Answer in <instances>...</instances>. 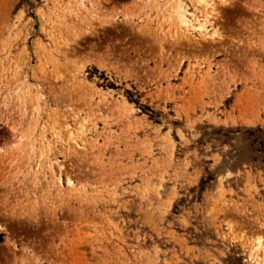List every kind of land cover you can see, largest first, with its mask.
<instances>
[{"label": "rangeland", "instance_id": "rangeland-1", "mask_svg": "<svg viewBox=\"0 0 264 264\" xmlns=\"http://www.w3.org/2000/svg\"><path fill=\"white\" fill-rule=\"evenodd\" d=\"M205 1L0 0V264H264V0Z\"/></svg>", "mask_w": 264, "mask_h": 264}, {"label": "bare ground", "instance_id": "bare-ground-1", "mask_svg": "<svg viewBox=\"0 0 264 264\" xmlns=\"http://www.w3.org/2000/svg\"><path fill=\"white\" fill-rule=\"evenodd\" d=\"M177 1H178V0H177ZM200 1H201V0H200ZM204 1H205V0H204ZM205 2L208 3V1H205ZM205 2H204V3H205ZM209 3H210V2H209ZM209 3H208V4H209ZM176 4H177V3H176ZM179 4H180V3H179ZM178 6H179V5H178ZM176 7H177V6H176ZM175 10H178V9H175ZM211 10H212V9H211ZM179 11H180V10H179ZM181 11H182V10H181ZM203 12H204V11H203ZM177 13H178V12H177ZM183 13H184V12H183ZM181 16H182V15H181ZM205 17H206V16H205ZM181 20H182V19H181ZM184 21H185V19H184ZM204 21H205V20H204ZM205 22H206V21H205ZM205 22H204V23H205ZM199 23H200V22H199ZM200 24H201V23H200ZM200 24H199V25H200ZM202 24H203V23H202ZM197 27H198V26H197ZM203 28H204V27H203ZM216 32H217V31H216ZM200 33H201V32H200ZM202 34H203V33H202ZM213 34H214V33H213ZM218 35H219V34H218ZM202 38H203V37H202Z\"/></svg>", "mask_w": 264, "mask_h": 264}]
</instances>
